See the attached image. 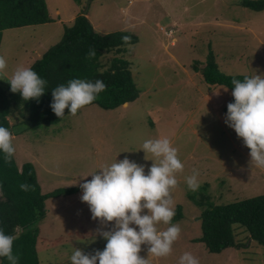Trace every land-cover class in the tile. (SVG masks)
Masks as SVG:
<instances>
[{"label": "rangeland", "instance_id": "rangeland-1", "mask_svg": "<svg viewBox=\"0 0 264 264\" xmlns=\"http://www.w3.org/2000/svg\"><path fill=\"white\" fill-rule=\"evenodd\" d=\"M244 1L84 0L97 32H131L139 37V43L128 46L122 56L133 62L140 98L116 111L98 105L81 108L55 126L32 127L19 113L12 115L19 168L34 164L46 194L61 188L81 189L85 178L90 180V175L116 159L127 157L147 171L153 157L147 154L145 159L143 142L166 137L184 165L172 189L175 212L182 206L183 219L175 222L181 232L171 253L149 255L148 264H178L185 252L200 264H264V248L238 226L240 249L211 254L203 243H196L202 236L205 207L190 199L205 197L218 206L264 195V168L251 164L249 149L224 122L232 91L210 90L202 75L192 70L198 65L194 59L202 63L207 60L204 54L212 52L225 74H264V11L242 6ZM47 3L53 23L3 32L0 56L7 67L0 80L6 88L18 67H31L41 59L85 12L73 0ZM194 171L200 187L191 191L185 177ZM81 195L82 191L48 202L38 247L43 264H71L76 249L85 254L104 249L107 241L97 230L108 231L113 224L94 220ZM157 227L164 230L167 225ZM147 247L142 245V257L147 258Z\"/></svg>", "mask_w": 264, "mask_h": 264}, {"label": "trees", "instance_id": "trees-1", "mask_svg": "<svg viewBox=\"0 0 264 264\" xmlns=\"http://www.w3.org/2000/svg\"><path fill=\"white\" fill-rule=\"evenodd\" d=\"M73 1L86 9L84 0ZM241 5L254 11H264V0H246ZM88 15L89 10L87 15L82 12L77 16L73 25L65 30L62 40L31 65L30 68L47 81L45 94L38 101L22 99L19 93L11 91L9 83L6 88L0 80V126L8 128L12 133L13 126L9 118L16 113L20 114L19 117L26 118V123L32 127L59 125L69 112L65 109V116L59 118L53 113L50 107L51 91L61 84L67 85L72 79L92 82L99 79L106 85V89L98 94L96 100L85 107L98 105L103 110L116 111L140 98L139 84L131 71L133 62L122 56L127 52L128 46L139 43V37L131 32L100 34ZM53 22L47 0H0V54L5 30ZM123 37L129 39L124 40ZM92 52L95 55H90ZM204 55L207 60H202L201 63L194 59L200 67L196 64L192 70L202 75L210 90L225 87L232 91V79L243 80L245 76H249L225 74V71L220 70L212 52ZM21 184L30 187L24 191L21 190ZM0 185V190L3 191L0 199V227L7 234L17 237L13 243V254L19 256V264H43L38 247L42 233L40 226L47 215L48 202L78 195L82 190L61 188L44 193L34 164L26 163L20 169L15 153L10 162H6L4 154L0 153ZM190 199L198 206L205 207L201 213L202 236L196 243H203L211 254L241 248L240 240L236 237V226L243 228L250 239L264 248V195L218 206L205 201V197L197 200L194 195ZM182 219L183 207L178 206L172 223ZM2 264L9 262L4 258Z\"/></svg>", "mask_w": 264, "mask_h": 264}, {"label": "clouds", "instance_id": "clouds-1", "mask_svg": "<svg viewBox=\"0 0 264 264\" xmlns=\"http://www.w3.org/2000/svg\"><path fill=\"white\" fill-rule=\"evenodd\" d=\"M6 67L7 61L0 56V72ZM8 83L11 91L19 93L22 99L38 101L45 94L47 81L32 68L21 66ZM231 83L234 99L227 105L224 122L250 150L251 164L264 168V74L245 76L243 80L234 78ZM105 89V83L99 79L95 82L72 79L67 85L61 84L51 91V110L58 118L65 116V109L76 115ZM12 140L9 129L0 126V153L4 154L6 162H10L15 153ZM141 150L145 159L147 154L153 157L147 171L145 165L125 157L116 159L79 185L80 199L89 206L92 218L113 226L108 231L97 230L107 241L102 251L85 254L76 249L70 257L71 264H148L149 255L166 257L171 253L181 232L179 224L172 223L175 216L172 189L178 183L176 173L182 171L184 165L177 149L166 137L145 140ZM197 177L195 171L185 177L191 191L200 187ZM20 187L27 191L30 186L21 184ZM0 197H3L2 190ZM159 224L167 225L166 229L159 230ZM16 239L0 227V264L4 258L9 264H19V256L13 254ZM142 245L148 246L147 258L140 255ZM178 264H200V261L192 253L185 252Z\"/></svg>", "mask_w": 264, "mask_h": 264}, {"label": "water", "instance_id": "water-1", "mask_svg": "<svg viewBox=\"0 0 264 264\" xmlns=\"http://www.w3.org/2000/svg\"><path fill=\"white\" fill-rule=\"evenodd\" d=\"M88 10H89V5H88V7H86V9H85V12H84L85 15L88 14Z\"/></svg>", "mask_w": 264, "mask_h": 264}]
</instances>
